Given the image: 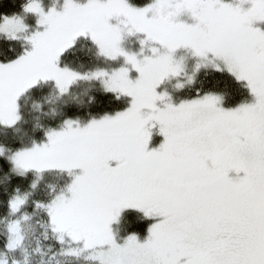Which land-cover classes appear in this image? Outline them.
<instances>
[{
  "label": "snow or ice",
  "instance_id": "1",
  "mask_svg": "<svg viewBox=\"0 0 264 264\" xmlns=\"http://www.w3.org/2000/svg\"><path fill=\"white\" fill-rule=\"evenodd\" d=\"M0 264H264V0H0Z\"/></svg>",
  "mask_w": 264,
  "mask_h": 264
}]
</instances>
